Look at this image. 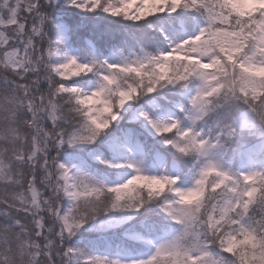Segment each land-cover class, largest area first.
<instances>
[{
  "label": "snow or ice",
  "instance_id": "obj_1",
  "mask_svg": "<svg viewBox=\"0 0 264 264\" xmlns=\"http://www.w3.org/2000/svg\"><path fill=\"white\" fill-rule=\"evenodd\" d=\"M0 264H264V0H0Z\"/></svg>",
  "mask_w": 264,
  "mask_h": 264
}]
</instances>
